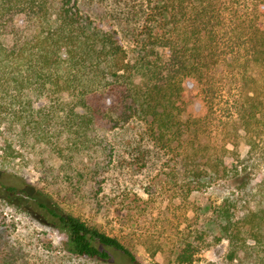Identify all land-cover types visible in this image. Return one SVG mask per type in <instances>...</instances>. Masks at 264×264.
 Returning <instances> with one entry per match:
<instances>
[{
	"label": "trees",
	"instance_id": "16d2710c",
	"mask_svg": "<svg viewBox=\"0 0 264 264\" xmlns=\"http://www.w3.org/2000/svg\"><path fill=\"white\" fill-rule=\"evenodd\" d=\"M52 1L0 0V135L8 139L5 132L18 130L20 138L49 143L64 157L62 140L70 142V149H88L97 140L96 127L138 117L153 142L171 149L174 140L196 139L201 129L202 118L187 113L188 81L200 83L205 98L214 91L211 79L218 66L234 62L240 77L232 106L236 130L250 137L247 155L232 166L229 177L246 173L238 188L248 191L257 209L233 222L234 212L225 202L217 216L232 257L245 250L249 258L263 261L264 0H249L244 12L232 0H145L143 36L132 60L115 31L103 30L81 13L79 0H57V7ZM226 21L232 24L227 34L234 42H222ZM63 91L67 101L50 99ZM187 142L193 146L195 140ZM10 150V141L0 140L1 163ZM222 159L211 160L210 169L218 172L225 166ZM254 170L262 174L249 179ZM0 185L7 194L18 191ZM31 198L39 219L64 233L71 254L108 261L113 252L128 264H144L118 238L41 194Z\"/></svg>",
	"mask_w": 264,
	"mask_h": 264
},
{
	"label": "rangeland",
	"instance_id": "374dc122",
	"mask_svg": "<svg viewBox=\"0 0 264 264\" xmlns=\"http://www.w3.org/2000/svg\"><path fill=\"white\" fill-rule=\"evenodd\" d=\"M52 2L57 7V0ZM230 3L241 12L249 6V0ZM78 5L100 28L117 33L129 60L136 56L145 0H79ZM231 25L221 24L222 42L232 41L227 34ZM235 72L234 62L219 65L211 79L214 91L205 98L201 84L188 81L187 113L202 118L201 129L198 138L174 140L171 149L153 142L138 117L96 127L97 140L88 149H70V142L62 140L64 157L49 143L20 138L18 130L5 132L8 139L0 135L1 142L11 144L0 162V183L18 188L7 194L0 185V264H128L113 252L108 261L71 254L64 233L39 219L31 200L39 194L118 238L144 264H264L249 258L245 250L231 256L232 246L217 216L225 202L234 212L233 222L257 209L248 191L238 188L246 173L229 177L232 166L247 155L250 137L236 130L232 106L240 77ZM50 99L65 102L68 95L63 91ZM263 138L264 134L259 137ZM187 140H195L194 145ZM220 158L225 166L211 170V160ZM255 170L249 179L262 174ZM179 256L187 261L181 262Z\"/></svg>",
	"mask_w": 264,
	"mask_h": 264
}]
</instances>
